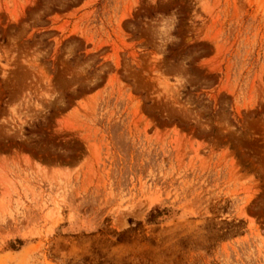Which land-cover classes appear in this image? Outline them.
I'll return each instance as SVG.
<instances>
[{"label":"rangeland","instance_id":"374dc122","mask_svg":"<svg viewBox=\"0 0 264 264\" xmlns=\"http://www.w3.org/2000/svg\"><path fill=\"white\" fill-rule=\"evenodd\" d=\"M0 264H264V0H0Z\"/></svg>","mask_w":264,"mask_h":264},{"label":"trees","instance_id":"16d2710c","mask_svg":"<svg viewBox=\"0 0 264 264\" xmlns=\"http://www.w3.org/2000/svg\"><path fill=\"white\" fill-rule=\"evenodd\" d=\"M151 215H152V213H151ZM151 215H150L149 221H152V219H151Z\"/></svg>","mask_w":264,"mask_h":264}]
</instances>
